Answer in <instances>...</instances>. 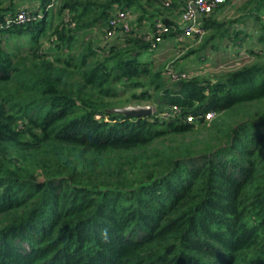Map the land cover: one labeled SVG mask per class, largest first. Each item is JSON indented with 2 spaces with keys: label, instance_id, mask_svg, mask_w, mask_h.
<instances>
[{
  "label": "trees",
  "instance_id": "16d2710c",
  "mask_svg": "<svg viewBox=\"0 0 264 264\" xmlns=\"http://www.w3.org/2000/svg\"><path fill=\"white\" fill-rule=\"evenodd\" d=\"M15 1L0 0V264H264V0L204 16L208 34L183 57L253 37L235 28L250 18L261 30L248 61L213 75L141 58L162 43L143 21L186 44L187 0ZM119 7L138 25L89 35Z\"/></svg>",
  "mask_w": 264,
  "mask_h": 264
},
{
  "label": "rangeland",
  "instance_id": "374dc122",
  "mask_svg": "<svg viewBox=\"0 0 264 264\" xmlns=\"http://www.w3.org/2000/svg\"><path fill=\"white\" fill-rule=\"evenodd\" d=\"M232 5H229L224 10L220 11V17L225 19H233L240 15L239 6L245 0H231ZM235 28L247 30L248 32L255 33L253 37L248 39L238 40L235 44L233 40L227 38L224 41L218 42L217 47H213L211 44L201 51L199 54H192L187 57H183L191 48L199 47L201 41L186 42V44H168L165 43L161 48L155 51L144 50L141 55L142 59H151L154 61L155 65L164 64L166 65L169 74H171L172 68L175 70L174 63L177 62L179 67L181 66L185 71L191 73H198L200 75H205L207 73L215 74L223 70L230 69L232 67H237L244 62L248 61L250 54L248 53V48L253 46H262L259 43L258 37L261 34L260 24L258 22H253L250 18L247 24L237 23ZM101 33L98 29L93 28L90 32V36H98L99 39L103 41L106 36ZM206 34H208L206 32ZM108 39L106 38V42ZM102 43V42H101ZM200 55V56H199ZM175 61V62H174ZM176 71V70H175ZM175 78L178 76L177 72L172 74ZM124 98L130 96V92L123 93ZM123 104V103H122ZM147 105V104H145ZM119 106H124L119 104ZM166 114V113H164Z\"/></svg>",
  "mask_w": 264,
  "mask_h": 264
},
{
  "label": "built area",
  "instance_id": "2783aa9c",
  "mask_svg": "<svg viewBox=\"0 0 264 264\" xmlns=\"http://www.w3.org/2000/svg\"><path fill=\"white\" fill-rule=\"evenodd\" d=\"M225 0H188L185 10L181 17L182 33L179 39L185 42L201 41L206 33V28L204 27L203 18L212 12L215 7L224 2ZM136 17L135 13L129 8H117L114 15L108 22V27L104 36L106 38L112 39L119 33L130 32L134 27L132 25V20ZM33 19L31 13L26 10H21L18 12L16 20L18 22H24ZM14 20L9 18L6 22L7 25L12 23ZM121 29V31H119ZM170 26H168L161 18L154 19L153 22L149 24V27L141 31L142 37L148 41H151L152 49L158 47V45L163 42L164 34L169 32ZM105 38V39H106ZM176 109L177 106H174ZM166 113L165 115H167ZM214 116L213 112H207L206 118L210 119ZM194 117L189 116L188 120L193 121Z\"/></svg>",
  "mask_w": 264,
  "mask_h": 264
},
{
  "label": "crops",
  "instance_id": "0c3cea01",
  "mask_svg": "<svg viewBox=\"0 0 264 264\" xmlns=\"http://www.w3.org/2000/svg\"><path fill=\"white\" fill-rule=\"evenodd\" d=\"M188 1V0H187ZM57 1H54L53 2V4H52V7H54V15H53V18H54V20H53V24H57L58 22H59V20H58V17H57V9L58 8H56L55 7V3H56ZM15 6L19 9V8H22V7H29V8H31V9H33V10H38V11H41V12H43V10H44V7H43V4H42V1L41 0H16L15 1ZM120 8V7H119ZM133 10V9H132ZM137 14V13H136ZM50 16H51V13H50ZM136 19H138V14H137V16L132 20V25H134V26H137L138 24H137V22H136ZM152 20V19H151ZM151 20H147V21H143L142 23V26H140V30L142 31V30H145V29H147L148 27H149V24L151 23ZM178 22L181 24V15L178 17ZM181 27H183V25L181 24ZM97 30V29H96ZM96 39H98V38H100V37H98V36H94ZM100 40V39H99ZM168 42V44H176V40L175 39H172V38H167V39H165V40H163V42L161 43V46L159 47V48H161L162 47V45H164L165 43H167Z\"/></svg>",
  "mask_w": 264,
  "mask_h": 264
},
{
  "label": "water",
  "instance_id": "95a60500",
  "mask_svg": "<svg viewBox=\"0 0 264 264\" xmlns=\"http://www.w3.org/2000/svg\"><path fill=\"white\" fill-rule=\"evenodd\" d=\"M116 112L133 115V116H145L151 115L154 111L153 106L150 104L147 105H127L123 107H117L114 109Z\"/></svg>",
  "mask_w": 264,
  "mask_h": 264
}]
</instances>
